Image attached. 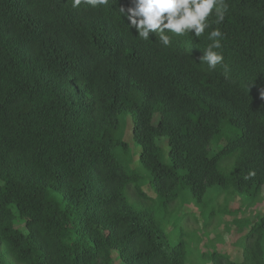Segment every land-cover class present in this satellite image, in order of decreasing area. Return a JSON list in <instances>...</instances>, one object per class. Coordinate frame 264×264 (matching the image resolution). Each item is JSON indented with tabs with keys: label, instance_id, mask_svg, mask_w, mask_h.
<instances>
[{
	"label": "trees",
	"instance_id": "obj_1",
	"mask_svg": "<svg viewBox=\"0 0 264 264\" xmlns=\"http://www.w3.org/2000/svg\"><path fill=\"white\" fill-rule=\"evenodd\" d=\"M225 3L221 23L166 32L165 47L129 27L131 0H0V264L6 252L11 264H187L157 211L171 212L165 225L184 193L199 205L215 188L264 206V0ZM216 28L223 62L210 69L200 57ZM129 116L133 170L115 155ZM131 188L132 205L155 207L132 206ZM211 254L204 264H264V217L242 262Z\"/></svg>",
	"mask_w": 264,
	"mask_h": 264
},
{
	"label": "rangeland",
	"instance_id": "obj_2",
	"mask_svg": "<svg viewBox=\"0 0 264 264\" xmlns=\"http://www.w3.org/2000/svg\"><path fill=\"white\" fill-rule=\"evenodd\" d=\"M160 120V116H155L153 124L155 126L158 125ZM133 126V121L129 116L123 136L124 142L129 147L128 151L122 155H119L118 150L115 152L116 157L129 170L139 167V157L141 154V147L134 145L133 142ZM157 145L163 150L167 158L169 153L168 140L166 138L158 139ZM214 150L217 151L218 148ZM232 168L230 170L222 168L221 170L228 174ZM143 174L147 176L146 172H143ZM142 190L148 197L155 199L153 188L146 179L142 182ZM215 191H218V189L210 190L204 201L199 205L192 200L188 193H184L177 203L172 205L171 210L174 213L169 217L165 225L163 220L171 212L168 214V210H164L160 213L159 211L155 213L157 219L164 226L170 240L173 241V243L171 242L172 244H178L180 241L187 243V256H190L187 264H204L202 256H211V253L215 249L227 254L233 262H242L243 239L250 230V227L256 223L258 217H264V206L249 204L242 196H231L226 193L216 195L213 193ZM127 194L128 201L130 199L129 203L138 201L134 189H129ZM134 207L151 210L155 206L152 204H140ZM203 213L205 218L208 221L210 220L211 225H209L208 231H205L204 228ZM213 213L215 215L213 219H210L209 216ZM246 222H249L250 226H247ZM206 223L208 224L209 222ZM18 228L22 230L24 235H28V231L23 225H19ZM4 250H6L5 247ZM6 257L7 264L14 263L7 252ZM114 257H117V254H114ZM114 264H118V261L115 260ZM205 264L212 263L208 262Z\"/></svg>",
	"mask_w": 264,
	"mask_h": 264
},
{
	"label": "clouds",
	"instance_id": "obj_3",
	"mask_svg": "<svg viewBox=\"0 0 264 264\" xmlns=\"http://www.w3.org/2000/svg\"><path fill=\"white\" fill-rule=\"evenodd\" d=\"M90 3H106L107 0H89ZM76 4L80 0H75ZM120 11L130 22L129 27L136 29L143 40L150 39V33H156L165 46L171 45V37L166 32L184 35L191 32L195 37L201 36L210 25L208 18L213 13L216 23L224 20L228 11L225 0H131V6ZM212 41L203 51L200 62L207 63L210 69H215L223 62V55L215 49L221 48L222 33L219 28L212 30L208 36ZM254 175V173H251Z\"/></svg>",
	"mask_w": 264,
	"mask_h": 264
}]
</instances>
